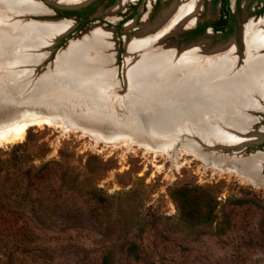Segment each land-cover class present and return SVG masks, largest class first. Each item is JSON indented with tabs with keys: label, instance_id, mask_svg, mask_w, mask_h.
<instances>
[{
	"label": "rangeland",
	"instance_id": "rangeland-1",
	"mask_svg": "<svg viewBox=\"0 0 264 264\" xmlns=\"http://www.w3.org/2000/svg\"><path fill=\"white\" fill-rule=\"evenodd\" d=\"M29 1L36 10L13 17L25 23L48 21L33 22L45 25L60 20L68 24V33L55 44L42 36L43 44L25 50L47 55L28 71L32 79L27 84L24 75L16 82L22 85L11 96L17 104L35 94L34 75L55 73L52 69L69 47L57 59L56 55L68 40L85 36L92 27L107 32L112 89L125 94L123 62L136 56L126 52L128 42L143 19L153 21L175 0H142L137 13L135 0H90L81 7L94 5L85 21L50 0ZM189 1L195 6V20L165 39L177 50L206 41L210 50L235 44L241 56L244 26L264 19L260 3L227 0L233 28L206 29L190 37L186 34L196 25L222 16L223 0ZM1 9L0 13L10 12ZM240 64L238 59L235 68ZM224 103L236 112L209 111L198 121L183 118L176 124L182 127L180 134L174 133L182 136L178 140L183 145L174 152H155L136 142L114 144L109 141L114 133L82 120L78 124L87 134L80 128L43 124L29 127L20 141L1 146L0 264H264V186L211 167L186 151L193 146L205 154L215 133L199 124H210L222 129L220 135L237 132L250 141L260 139L235 151L237 158L254 152L264 155V99L244 105L231 98ZM118 111L122 117L115 119L120 124L128 111Z\"/></svg>",
	"mask_w": 264,
	"mask_h": 264
},
{
	"label": "bare ground",
	"instance_id": "bare-ground-1",
	"mask_svg": "<svg viewBox=\"0 0 264 264\" xmlns=\"http://www.w3.org/2000/svg\"><path fill=\"white\" fill-rule=\"evenodd\" d=\"M50 1L73 6L89 0ZM0 6L10 11L2 13L1 9L0 13V147L20 141L29 127L43 124L68 130L80 128L87 134L78 124L82 120L110 130V135H115L109 141L114 140V144L136 142L155 152H174L183 145L182 140H178L182 127L176 125L181 118L198 121L211 109L220 115L236 112L231 105L227 108L222 104L225 99L232 98L235 103L244 105L252 104L258 97L264 99V19L244 26L241 56L237 55L235 44L210 50L206 41L179 51L175 46L170 47L165 39L192 23L196 13L192 1L175 0L163 7L153 21L143 19L128 42L127 53H136V56L124 62L123 74L128 86L125 94L119 95L112 89L114 69L108 66L113 57L107 32L92 27L82 41L76 39L67 46L69 49L52 69L55 73L49 72L52 75L48 77L33 76L37 79L34 85L38 87L35 94L17 104L11 96L22 85L16 82L24 75L28 78L24 81L27 84L32 79L28 71L47 55L38 50H25L43 44L42 36L49 44L55 43L68 24L60 20L54 25L25 23L13 17L36 10V4L29 0H0ZM10 17L13 22L7 20ZM238 59L241 64L235 68ZM117 107L128 111V117L124 116L120 124L115 119L121 115ZM199 127L214 132L222 141L237 145L252 139L235 133L230 135V132L226 134L232 138L220 135L222 129L217 131L210 124H199ZM171 133L174 135L170 136ZM99 134L92 136L99 137ZM192 147L187 146L186 151L207 165L264 186V174L259 172L264 166V155L260 152L233 161L198 153Z\"/></svg>",
	"mask_w": 264,
	"mask_h": 264
},
{
	"label": "water",
	"instance_id": "water-1",
	"mask_svg": "<svg viewBox=\"0 0 264 264\" xmlns=\"http://www.w3.org/2000/svg\"><path fill=\"white\" fill-rule=\"evenodd\" d=\"M36 1H38V2H40L39 0H36ZM90 1V0H89ZM89 1H87V2H89ZM262 1H264V0H262ZM87 2H85L84 4H78V5H73V6H63V5H58V4H53L56 8H59V9H66V10H75V9H79V8H81L82 6H85V4H87ZM38 13H36V14H32V15H37ZM64 20H66L65 18H64ZM29 22H39V23H44V22H48V21H44V20H35V19H31V21H29ZM74 24H76V23H73V25ZM185 29V28H184ZM183 29V30H184ZM183 30H181V31H178L177 33H180V32H182ZM210 30H212L211 28H208V31H210ZM68 33V31L67 32H64V33H62V34H60V35H58V37L56 38V41H55V43L56 42H58L59 41V39H61V38H63V37H65L66 36V34ZM176 33V34H177ZM176 34H173L172 36H174V35H176ZM169 36V35H168ZM78 38H83V35L81 36V37H78ZM78 38H74V39H70V40H68V42L65 44V46L63 47V48H61L60 50H59V52L61 51V50H63V49H65V48H67V46H69L70 44H71V42H73V40H78ZM55 43H52V44H55ZM191 45H193V43H191V44H189L188 46H191ZM218 47V46H217ZM59 52L57 53V55H56V59H57V56H58V54H59ZM127 52V51H126ZM46 58V57H45ZM45 58H43L41 61H40V63L39 64H37V67L45 60ZM124 62H125V59H124ZM124 62H123V66H122V71H123V67H124ZM122 77H123V75H122ZM124 82V81H123ZM125 84V83H124ZM223 104H224V102H223ZM228 104V103H227ZM210 111H214V110H210ZM183 118H185V119H188V120H190L189 118H187V117H183ZM183 118H181L178 122H177V124L183 119ZM228 120V119H227ZM231 132V131H230ZM233 133V132H232ZM180 134V133H179ZM235 134H238L237 132L235 133ZM179 136H181V135H179ZM182 137V136H181ZM263 137V136H262ZM223 139H221V138H219L217 135H215V137H214V139H212L210 142H214L215 144L214 145H210L209 143L208 144H206V154H209V155H213V156H215V157H218V158H220V157H223V158H226L227 160H233V161H240V160H243V159H245V158H247V156L249 155V154H251V153H249V154H247V155H244V156H240V157H236L235 156V151H237V150H239L242 146H247V145H254V144H257V143H259L260 141V139L259 140H252V141H246V142H241V143H239L238 145H237V143L236 144H234V143H229L228 141H222ZM227 144V145H226ZM223 150H228V151H230V153H223V152H221V151H223ZM262 167L263 166H261V168L259 169V172H260V174L262 173Z\"/></svg>",
	"mask_w": 264,
	"mask_h": 264
},
{
	"label": "flooded vegetation",
	"instance_id": "flooded-vegetation-1",
	"mask_svg": "<svg viewBox=\"0 0 264 264\" xmlns=\"http://www.w3.org/2000/svg\"><path fill=\"white\" fill-rule=\"evenodd\" d=\"M142 0H135V2L133 3L134 5V12L137 13V6L140 4ZM251 2H256V3H260V10L264 9V1L262 0H249ZM223 10H222V16L213 21V22H204V23H200L198 25H196L195 27H193L192 29H190V31L186 34L187 36H194V35H197V34H200L202 33L203 31H205L206 29L208 28H211L213 31H216V32H223V31H226V30H231L233 28V25H232V21H233V15L231 14L230 10H229V7L227 5V0H223ZM94 5L91 4L87 7H84V8H79V9H75L77 11H79L77 14H72V15H75V16H80L82 17L83 21L87 20L88 18V15L92 9ZM82 9H86L87 10V13H86V16L84 17L82 14H81V10ZM74 11V10H73ZM223 22H226V25H224V27L221 29V30H215L213 28V25L216 24V23H223ZM201 29V30H199Z\"/></svg>",
	"mask_w": 264,
	"mask_h": 264
},
{
	"label": "trees",
	"instance_id": "trees-1",
	"mask_svg": "<svg viewBox=\"0 0 264 264\" xmlns=\"http://www.w3.org/2000/svg\"><path fill=\"white\" fill-rule=\"evenodd\" d=\"M78 12H79V11L74 10V11L68 12L67 14L72 15V14H77ZM86 13H87V10H86V9H82V10H81V14H82L84 17L86 16ZM224 25H226V22H223V23H216V24L213 25V28H214L215 30H221V29L224 27ZM199 30H201V29H199Z\"/></svg>",
	"mask_w": 264,
	"mask_h": 264
}]
</instances>
